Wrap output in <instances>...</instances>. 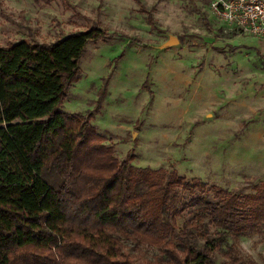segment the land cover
Returning a JSON list of instances; mask_svg holds the SVG:
<instances>
[{
  "label": "trees",
  "instance_id": "1",
  "mask_svg": "<svg viewBox=\"0 0 264 264\" xmlns=\"http://www.w3.org/2000/svg\"><path fill=\"white\" fill-rule=\"evenodd\" d=\"M112 36L97 23L0 44V264H258L239 243L264 227V181L209 189L136 167L92 115L63 111L88 45Z\"/></svg>",
  "mask_w": 264,
  "mask_h": 264
},
{
  "label": "rangeland",
  "instance_id": "2",
  "mask_svg": "<svg viewBox=\"0 0 264 264\" xmlns=\"http://www.w3.org/2000/svg\"><path fill=\"white\" fill-rule=\"evenodd\" d=\"M97 23L114 37L88 45L63 111L92 115L117 157L130 153L136 167L209 189L264 181L259 38L221 23L210 0H0L5 46L54 43ZM239 249L264 264V227L242 235Z\"/></svg>",
  "mask_w": 264,
  "mask_h": 264
},
{
  "label": "built area",
  "instance_id": "3",
  "mask_svg": "<svg viewBox=\"0 0 264 264\" xmlns=\"http://www.w3.org/2000/svg\"><path fill=\"white\" fill-rule=\"evenodd\" d=\"M210 10L221 23L264 44V0H210Z\"/></svg>",
  "mask_w": 264,
  "mask_h": 264
}]
</instances>
